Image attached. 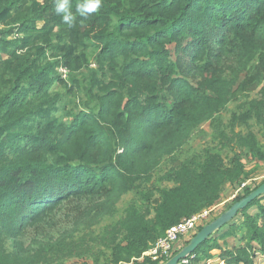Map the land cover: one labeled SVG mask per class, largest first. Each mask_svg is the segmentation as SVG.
Wrapping results in <instances>:
<instances>
[{"label": "trees", "instance_id": "obj_1", "mask_svg": "<svg viewBox=\"0 0 264 264\" xmlns=\"http://www.w3.org/2000/svg\"><path fill=\"white\" fill-rule=\"evenodd\" d=\"M80 3L70 0L68 26L55 0H0V264H48L88 251L75 232L92 230L130 191L144 200L158 193L153 218L131 204L98 238L111 237V264H162L167 259L141 255L248 175L238 154L226 163L208 148L174 162L162 178L171 187L142 193L162 159L258 90L230 121L255 120L263 142L251 130L232 141L264 162V0H102L87 16L76 13ZM243 189L233 202L252 190ZM263 199L179 264H206L213 251L225 264H254L264 256ZM64 209L69 227L52 233ZM233 235L239 244L229 247Z\"/></svg>", "mask_w": 264, "mask_h": 264}, {"label": "rangeland", "instance_id": "obj_2", "mask_svg": "<svg viewBox=\"0 0 264 264\" xmlns=\"http://www.w3.org/2000/svg\"><path fill=\"white\" fill-rule=\"evenodd\" d=\"M60 90H63L60 88ZM259 91L256 90L248 96H243L238 101H232L227 105V108L224 109L218 116V120L214 123H209V121L203 123L201 126L197 127L191 134L190 140L185 144L181 149L177 150L173 155L164 157L156 168L153 178L150 183L143 184L139 190L142 193H147L151 188H168L173 185L172 182L162 179L163 176L170 170L171 166L174 165V162L186 161L191 159L194 156L202 155L205 149L211 148L219 152L224 161L229 163L234 153L238 154L244 164L245 171L248 175L245 177L244 181L241 184L238 183H227L220 195L219 200L214 204L208 213V215L201 221H198V226L202 227L205 224L209 223L211 220L218 217L221 213L227 210L233 202V199L237 195H241L244 192L243 187H248L250 189L258 186L260 183L264 182V162L257 161L253 159L243 148L238 147L233 141V134L236 132L246 133L248 130L253 131L257 137L263 142V135L261 128L256 124L254 119H251L247 124H236L231 123L230 118L233 113H242L247 109V102L251 98H258ZM158 196V193L155 192V195L150 200H144L140 197V192L130 191L124 194L119 201L116 203V209L113 214L106 215L102 218L101 222L98 225H95L92 230H80L75 232V238L81 239L85 237L88 241L89 250L85 249L80 250V255H75L71 258L65 259H53L48 264H111V241L108 237V241L103 242L98 238L101 233L102 227L112 222L118 221L124 217L126 209L131 205H136V207L144 214L147 215V218H153L154 216V198ZM264 202V199L262 200ZM256 211V206H253L249 209V213L254 214ZM68 211L64 209L59 213L57 221L55 222L56 226L50 228L52 233H56L58 230L69 227V222L65 216ZM243 217L241 214L235 215L230 219L222 229L228 226L229 223L234 225L239 224L242 221ZM237 226V225H236ZM198 227V228H199ZM221 227L219 229H221ZM217 229L213 236H218ZM221 229V230H222ZM199 229L196 228L195 232ZM240 233V231H236ZM33 234L29 235L28 238H31ZM56 235V234H55ZM194 235V234H193ZM192 234H187L180 236L179 240L174 245V250H178L180 247L185 245L187 240H190L193 236ZM239 235L229 236L227 238V243L229 247L237 245ZM122 239V235L119 236V241ZM175 251V252H176ZM218 252V251H217ZM213 251L215 254L214 258L211 259V264H221L223 261L219 258L218 253ZM216 260V261H215ZM224 263V262H223ZM179 264V263H178ZM254 264H264V256L258 257L255 259Z\"/></svg>", "mask_w": 264, "mask_h": 264}, {"label": "built area", "instance_id": "obj_3", "mask_svg": "<svg viewBox=\"0 0 264 264\" xmlns=\"http://www.w3.org/2000/svg\"><path fill=\"white\" fill-rule=\"evenodd\" d=\"M62 78H66L68 69L64 66L58 68ZM209 209H203L200 212L193 214L189 218H184L180 222L171 225L164 233L163 236L159 237L154 244H152L146 251L141 255V258L146 256L152 260H158L160 258L169 259L172 254L174 245L179 240L180 236L193 234L198 226V221L203 220L209 213ZM209 260L206 264H211ZM182 263H186L187 259L181 260Z\"/></svg>", "mask_w": 264, "mask_h": 264}, {"label": "water", "instance_id": "obj_4", "mask_svg": "<svg viewBox=\"0 0 264 264\" xmlns=\"http://www.w3.org/2000/svg\"><path fill=\"white\" fill-rule=\"evenodd\" d=\"M264 194V182L260 183L248 194L242 197L240 200L231 204V206L221 213L218 217L211 220L209 223L202 226L197 232L194 233L192 238L180 248L174 255L162 264H178L180 260L185 259L196 246L214 233L217 229L232 219L238 212V210L244 208L253 199Z\"/></svg>", "mask_w": 264, "mask_h": 264}, {"label": "clouds", "instance_id": "obj_5", "mask_svg": "<svg viewBox=\"0 0 264 264\" xmlns=\"http://www.w3.org/2000/svg\"><path fill=\"white\" fill-rule=\"evenodd\" d=\"M102 0H82V3L76 7V13L80 16H87L98 11ZM55 12L62 15V21L68 26H72L75 21V15L70 7V0H55Z\"/></svg>", "mask_w": 264, "mask_h": 264}, {"label": "crops", "instance_id": "obj_6", "mask_svg": "<svg viewBox=\"0 0 264 264\" xmlns=\"http://www.w3.org/2000/svg\"><path fill=\"white\" fill-rule=\"evenodd\" d=\"M263 203H264V202H263ZM238 244H239V243H238ZM238 244H237V245H238ZM180 248H181V247H180ZM180 248H179V250H180ZM259 257H260V255H259ZM213 259H215V258H213ZM215 261H216V260H215ZM221 264H225V263L222 262Z\"/></svg>", "mask_w": 264, "mask_h": 264}]
</instances>
